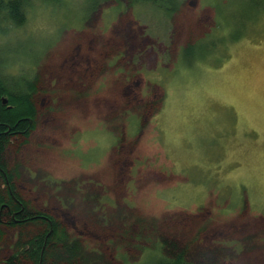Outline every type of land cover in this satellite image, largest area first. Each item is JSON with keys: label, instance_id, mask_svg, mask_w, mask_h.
Returning <instances> with one entry per match:
<instances>
[{"label": "rangeland", "instance_id": "374dc122", "mask_svg": "<svg viewBox=\"0 0 264 264\" xmlns=\"http://www.w3.org/2000/svg\"><path fill=\"white\" fill-rule=\"evenodd\" d=\"M173 1L27 0L20 26L0 19V78L13 96L37 81L22 181L100 260L167 264L156 237L114 236L140 218L264 264V6Z\"/></svg>", "mask_w": 264, "mask_h": 264}, {"label": "trees", "instance_id": "16d2710c", "mask_svg": "<svg viewBox=\"0 0 264 264\" xmlns=\"http://www.w3.org/2000/svg\"><path fill=\"white\" fill-rule=\"evenodd\" d=\"M153 1H160L167 14L175 10L173 0ZM26 3L27 0H0L1 22L9 21L20 26L25 20ZM260 6H264V0H247L243 18L251 13L250 9L256 10ZM197 48L185 46V59H190V54L202 52L201 47ZM37 92V81H27L23 89L16 93L20 95L13 96L0 78V264H96L100 258L94 256L95 251H86L80 236L69 230L67 223L62 226L55 211L40 202L39 197L22 181L23 165L17 150L20 152L35 130L40 107ZM7 96L9 101L2 103L1 97ZM159 100L143 101L142 106L149 112ZM141 125L143 121L140 119L138 132ZM120 138L119 143L123 140ZM140 225L147 231H140L136 227ZM133 226L130 232L125 229L114 236L125 234L123 239L127 243L133 238L148 240L156 237L157 247L164 254L167 264H218V254L193 249L189 242L183 244L179 239L161 233L162 226L154 225V221L146 222L138 218ZM78 230L80 234L91 231L89 224L87 228ZM94 232L104 230L99 224L92 234ZM102 253L106 256L105 261L100 260L102 264H122L111 250H102Z\"/></svg>", "mask_w": 264, "mask_h": 264}, {"label": "water", "instance_id": "95a60500", "mask_svg": "<svg viewBox=\"0 0 264 264\" xmlns=\"http://www.w3.org/2000/svg\"><path fill=\"white\" fill-rule=\"evenodd\" d=\"M2 103H5L7 101V98L1 97Z\"/></svg>", "mask_w": 264, "mask_h": 264}]
</instances>
